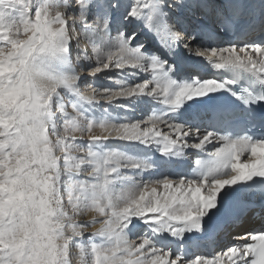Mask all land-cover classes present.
I'll list each match as a JSON object with an SVG mask.
<instances>
[{"label": "snow or ice", "instance_id": "6c2138e0", "mask_svg": "<svg viewBox=\"0 0 264 264\" xmlns=\"http://www.w3.org/2000/svg\"><path fill=\"white\" fill-rule=\"evenodd\" d=\"M0 264H264V0H0Z\"/></svg>", "mask_w": 264, "mask_h": 264}, {"label": "bare ground", "instance_id": "6f19581e", "mask_svg": "<svg viewBox=\"0 0 264 264\" xmlns=\"http://www.w3.org/2000/svg\"><path fill=\"white\" fill-rule=\"evenodd\" d=\"M98 83H106L105 81H99ZM195 158H204V157H196L195 152H193L192 150H188V152L186 153V159L190 162L189 164H186V166L191 167L194 164V159ZM243 159V158H242ZM178 167H181L180 165H177L175 168L176 169ZM175 178V177H173ZM222 243H228L227 240L223 241Z\"/></svg>", "mask_w": 264, "mask_h": 264}, {"label": "rangeland", "instance_id": "374dc122", "mask_svg": "<svg viewBox=\"0 0 264 264\" xmlns=\"http://www.w3.org/2000/svg\"><path fill=\"white\" fill-rule=\"evenodd\" d=\"M97 227H98V225H97ZM92 231H94V229H89V232H92Z\"/></svg>", "mask_w": 264, "mask_h": 264}]
</instances>
